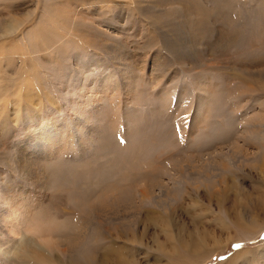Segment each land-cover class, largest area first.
I'll use <instances>...</instances> for the list:
<instances>
[{"label": "rangeland", "instance_id": "rangeland-1", "mask_svg": "<svg viewBox=\"0 0 264 264\" xmlns=\"http://www.w3.org/2000/svg\"><path fill=\"white\" fill-rule=\"evenodd\" d=\"M10 19L0 189L32 202L22 228L0 202L2 250L32 239L50 264H264V0H0V31ZM79 95L104 98L109 146L101 134L86 155L60 152L31 189L18 153L56 120L75 140Z\"/></svg>", "mask_w": 264, "mask_h": 264}, {"label": "bare ground", "instance_id": "bare-ground-1", "mask_svg": "<svg viewBox=\"0 0 264 264\" xmlns=\"http://www.w3.org/2000/svg\"><path fill=\"white\" fill-rule=\"evenodd\" d=\"M8 22H9V25H5L2 28V30L0 31V34H1L0 38L1 39H5L6 35L12 34L15 25L18 23L17 20H14V19H10ZM174 50H175V48H174ZM202 80H204V79H202ZM84 85L82 87H84ZM78 90H80V89H78ZM100 90H102V89H100ZM84 95H81V96L79 95L77 97L76 101L73 99V101H75L74 105L76 106V108H74L75 111L78 112V114L80 116H84V118H85V119L80 118L81 121H79V123L81 124V128L75 129L73 131L74 135L76 136L75 140H69L70 138L67 139L68 133L66 132V129H67L68 125L64 124V122L61 120H56L52 123L53 125L51 124L52 126L49 125L50 127H48V126L38 127L37 130L34 131V132H36V135H43L42 136L43 139H40L42 141L40 143L43 145L40 150H38L37 152L35 151L36 153H34V152L33 153L31 152L28 154L18 153L17 159L15 161V162H17L16 163L17 168L15 171L17 172V174L20 173L22 176H26V178L24 177L23 180L25 182H27L28 184H29V182H31L33 184V186L30 185L31 189L37 188V187H39V189H40V188H42V186L47 185L44 178H42L45 175L44 174L45 165L53 163L54 161L51 160V158L55 157L56 155H59L60 152L64 153V152L70 150L74 153V156H76V157H81V155H86V154L90 153L89 151L91 150V148H95L97 146V143H98V140H99V137L101 136V134H102L103 139H104L103 144L106 146H109L108 138H106V136H105L106 128L101 129L99 127L100 123H101V118H100V109L98 108V106L105 104L104 98L98 97V96H97L98 98H94L93 97L94 95L92 97H89V96L86 97ZM90 95H92V94H90ZM78 101H82L84 103V105L86 104L90 108L96 107V110L94 109L95 112L98 113V116L96 117V119L94 118L92 112L85 110V108H86L85 106L80 107L79 106L80 104H78ZM69 104H71V102H69ZM131 117L132 116H129V112H127L126 113V128H127L126 133L127 134L130 130V124L132 122ZM62 122H63V124H62ZM88 124H90V133L89 134L85 133V131H84V128L87 127ZM59 125H61L60 128L58 129L59 135L54 136V133H55L54 131L57 129V127ZM30 133L32 134V132H30ZM30 142H31V140H29V138H28L27 144H26L27 147L31 146ZM101 149H103V146ZM32 151H34V150H32ZM67 161H70V160H67ZM17 169H18L19 173H18ZM169 178L176 180V177H173V176H169ZM263 178H264V175H263ZM7 182L8 181H3V187L0 189V192H1L0 202H2V204L7 202L10 205H12L11 209H9V210L7 209L10 212V215L8 218L9 219L13 218L18 225L17 227H21L22 225H23V227H25L26 226L25 218H26L27 213H28L26 210V204L31 203L32 200L29 197H28V199H26L27 194L25 193V191H20L21 194L19 197L18 194L20 192L15 194L16 192H14L12 190V187H10V188L8 187V185H10V184ZM263 182H264V180H263ZM16 187H17V185H16ZM141 194H144V193H141ZM67 195L69 196V194H67ZM146 197L142 198L140 196V200H143ZM20 200L21 201L23 200V202H20ZM24 200H26V201L24 202ZM138 200H139V198H138ZM6 212H5V209L3 208V206H1V204H0V216L5 214ZM4 228H5L4 225L1 226L0 231H3L2 229H4ZM10 233L11 232H9L8 234H10ZM82 233H81V235L85 234V233L84 234H82ZM47 239H50V238H47ZM23 241H22V239H19L18 241H16L17 245L12 246L13 250H10L11 249L10 247L8 249L6 248L5 250H2L1 246L3 247V245H0V264H50L52 262V257L49 255L50 252L48 253V250L52 251V249H49L51 246L49 248H46L43 245L34 244L32 242V239H29V240L26 239V241H25L26 243H23ZM45 241H48V240L45 239ZM4 243L6 244V242H4ZM32 243L34 245H32ZM73 243H74V241H73ZM72 244L70 242H67L68 249L66 252L65 251L64 252H65V254H71L72 251H74L75 252L74 256H76L77 254L80 253L78 251V249L80 250L81 243H78V244L74 243V245H72ZM24 245H26V246H24ZM55 247H56V245H55ZM77 247H78V249H77ZM19 250H22V253L19 255V252H18V255H17V251H19ZM23 253H25V254H23Z\"/></svg>", "mask_w": 264, "mask_h": 264}, {"label": "snow or ice", "instance_id": "snow-or-ice-1", "mask_svg": "<svg viewBox=\"0 0 264 264\" xmlns=\"http://www.w3.org/2000/svg\"><path fill=\"white\" fill-rule=\"evenodd\" d=\"M236 247H237V248H240V247H242V246H241V245H237Z\"/></svg>", "mask_w": 264, "mask_h": 264}]
</instances>
